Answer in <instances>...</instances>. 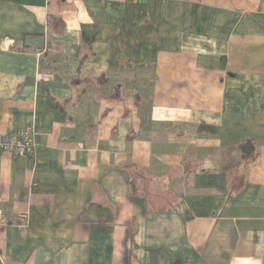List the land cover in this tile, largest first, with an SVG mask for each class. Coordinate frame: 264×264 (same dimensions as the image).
<instances>
[{
  "label": "crops",
  "instance_id": "0c3cea01",
  "mask_svg": "<svg viewBox=\"0 0 264 264\" xmlns=\"http://www.w3.org/2000/svg\"><path fill=\"white\" fill-rule=\"evenodd\" d=\"M30 125L0 264H264V0H0V138Z\"/></svg>",
  "mask_w": 264,
  "mask_h": 264
},
{
  "label": "built area",
  "instance_id": "2783aa9c",
  "mask_svg": "<svg viewBox=\"0 0 264 264\" xmlns=\"http://www.w3.org/2000/svg\"><path fill=\"white\" fill-rule=\"evenodd\" d=\"M35 126L30 125L22 129L17 135L4 136L0 138V147L8 153L21 156L34 157L36 143L34 140ZM29 214L24 212L18 215L17 226L24 232L28 227Z\"/></svg>",
  "mask_w": 264,
  "mask_h": 264
},
{
  "label": "trees",
  "instance_id": "16d2710c",
  "mask_svg": "<svg viewBox=\"0 0 264 264\" xmlns=\"http://www.w3.org/2000/svg\"><path fill=\"white\" fill-rule=\"evenodd\" d=\"M241 152V158L245 162H251L256 160L258 153L256 149V145L252 140H247L240 144L239 146Z\"/></svg>",
  "mask_w": 264,
  "mask_h": 264
}]
</instances>
